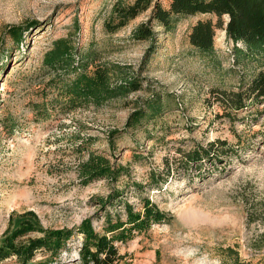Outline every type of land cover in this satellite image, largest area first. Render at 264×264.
Instances as JSON below:
<instances>
[{"label": "rangeland", "instance_id": "rangeland-1", "mask_svg": "<svg viewBox=\"0 0 264 264\" xmlns=\"http://www.w3.org/2000/svg\"><path fill=\"white\" fill-rule=\"evenodd\" d=\"M134 1L0 0V242L9 216L15 227L27 211L47 229L74 230L89 219L103 234L106 213L125 217L120 203L100 200L120 192L118 202L135 212L148 198L168 219L116 243L125 257L119 264H229L228 248L264 264V101L227 116L214 97L239 91L264 70V56L234 49L233 58L226 16L210 51L191 46L188 35L199 20L216 24L214 16L179 17L165 31L149 23L148 10L109 31L113 6ZM146 23L153 37L134 39ZM58 39L72 46L78 72L107 67L112 84L132 80L137 90L98 105H64L61 86L75 74L43 62ZM155 100L162 109L150 118L146 106ZM216 141L227 155L183 170L182 152ZM91 153L121 167L120 177L85 185L80 168ZM81 244L74 235L58 256L38 254L30 264H80Z\"/></svg>", "mask_w": 264, "mask_h": 264}, {"label": "trees", "instance_id": "trees-1", "mask_svg": "<svg viewBox=\"0 0 264 264\" xmlns=\"http://www.w3.org/2000/svg\"><path fill=\"white\" fill-rule=\"evenodd\" d=\"M152 3L153 0H135L129 5L118 2L111 12L112 20L116 23H108V30L112 32L124 27L148 10H150L149 23L155 21L165 31H170L179 17L214 16L218 18L216 24L210 18L199 20L192 26L188 35L191 46L200 51H210L213 47L215 29L218 28L221 17L226 16L225 33L233 42V58L234 49L239 53L245 52L250 57L264 56V0H169L166 9L158 2ZM132 35L134 39L141 41L149 40L154 34L146 23L139 25ZM43 62L50 69L75 74L74 78L61 86V96L64 105L67 106L98 105L137 90L132 80L124 79L120 84H112L111 71L107 67H98L91 75L84 71L78 72L80 67H72V46L66 39L54 41L45 54ZM115 68L118 74L121 73V68ZM214 94H216L215 101L227 116H231L232 111L243 110L249 105L264 101V70L259 71L237 92L216 90ZM146 107L150 112V118L159 114L162 109L161 103L156 100L149 102ZM138 115L141 117L144 113L140 112ZM135 119L128 125L133 126L139 121V117ZM224 145V142L216 141L206 147L196 146L192 150L182 152V157L178 160L179 164L184 171H187L191 165L198 167V164L205 160L218 162L221 155H227L221 147ZM179 164H176V168ZM80 170L85 185L98 179L115 181L123 172L121 167L115 168L108 159L93 153L81 165ZM120 195V192H115L106 201L100 200L102 207L114 203L121 204L125 217L123 219L118 217L117 213L115 215L106 213L103 234L94 231L89 219L84 220L74 230H52L42 227L37 215L32 211L21 214L22 220L15 227L12 226V215H10L8 226L0 242V263L14 258L17 264H30L38 254L52 259L65 249L68 239L77 235L82 238L79 250L80 264H119L125 257L120 254L116 243H124L131 233L139 234L147 231L152 225L168 219L167 214L148 198L141 199L140 211L135 212L130 204L118 202ZM227 251L232 253L229 256V264H253L251 261L240 260L237 253L231 249L228 248ZM259 262L255 264H261Z\"/></svg>", "mask_w": 264, "mask_h": 264}]
</instances>
